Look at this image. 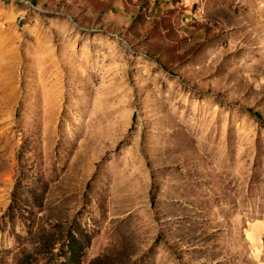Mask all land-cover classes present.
I'll list each match as a JSON object with an SVG mask.
<instances>
[{
  "label": "rangeland",
  "instance_id": "rangeland-1",
  "mask_svg": "<svg viewBox=\"0 0 264 264\" xmlns=\"http://www.w3.org/2000/svg\"><path fill=\"white\" fill-rule=\"evenodd\" d=\"M0 264H264V0H0Z\"/></svg>",
  "mask_w": 264,
  "mask_h": 264
},
{
  "label": "trees",
  "instance_id": "trees-1",
  "mask_svg": "<svg viewBox=\"0 0 264 264\" xmlns=\"http://www.w3.org/2000/svg\"><path fill=\"white\" fill-rule=\"evenodd\" d=\"M253 115L256 116L258 119L262 120V117L258 112H253ZM77 244L78 243L75 240H72L68 246L69 254H70V257H69L70 260H78L81 258V251H79V253H78V250L76 249Z\"/></svg>",
  "mask_w": 264,
  "mask_h": 264
},
{
  "label": "crops",
  "instance_id": "crops-1",
  "mask_svg": "<svg viewBox=\"0 0 264 264\" xmlns=\"http://www.w3.org/2000/svg\"><path fill=\"white\" fill-rule=\"evenodd\" d=\"M78 35H81L80 33H78Z\"/></svg>",
  "mask_w": 264,
  "mask_h": 264
}]
</instances>
